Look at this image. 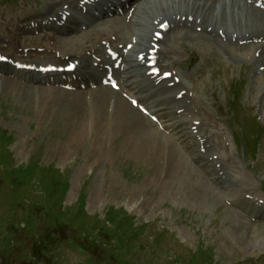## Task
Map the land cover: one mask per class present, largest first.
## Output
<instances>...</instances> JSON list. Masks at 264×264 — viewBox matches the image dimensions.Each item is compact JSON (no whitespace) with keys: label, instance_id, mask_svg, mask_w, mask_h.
I'll list each match as a JSON object with an SVG mask.
<instances>
[{"label":"rangeland","instance_id":"374dc122","mask_svg":"<svg viewBox=\"0 0 264 264\" xmlns=\"http://www.w3.org/2000/svg\"><path fill=\"white\" fill-rule=\"evenodd\" d=\"M258 86L243 84L244 99ZM34 90L18 95L0 82V264H264V216L251 217L264 214V145L246 157L221 145L235 181L226 191L219 183L229 178H216L209 163L213 176L169 143L162 158L160 136L146 138L129 108L105 120L112 92L96 99L88 123L81 102ZM241 123L247 136L253 126L245 116ZM241 189L262 205L237 207Z\"/></svg>","mask_w":264,"mask_h":264},{"label":"bare ground","instance_id":"6f19581e","mask_svg":"<svg viewBox=\"0 0 264 264\" xmlns=\"http://www.w3.org/2000/svg\"><path fill=\"white\" fill-rule=\"evenodd\" d=\"M51 1H48L50 3ZM191 14L195 19H200L202 23L200 24L203 27V32L193 31L191 28L175 22L178 26V30L175 34L168 36V41L166 42L167 48L172 49L175 52V57L172 60H176V56L179 54V47L177 44H189V38H200L206 37L213 39L220 43L229 53L241 56L237 50L240 48L238 45L231 43L230 41H222L221 36L217 33L218 29H224L227 34H236V38H247V36H258L251 31L252 28H260V32H264V12L252 8L244 2L239 0H149L138 7L135 10L133 15V30H138V33L147 34L151 30L152 20L157 17L167 18L172 15L178 14ZM193 25H199V23L193 22ZM208 26H212L209 31L205 29ZM216 28L215 35L211 37V32L213 28ZM207 35V36H205ZM264 36L263 34H261ZM178 36V38H177ZM180 36H184L183 40H180ZM170 37L172 42H169ZM177 38V39H176ZM141 39V38H140ZM58 44V43H57ZM261 43L256 45H249L248 50L257 49L255 47H260ZM63 53L73 55L74 52H77L76 49L68 51L67 49H62ZM251 60H254L251 58ZM256 61V60H255ZM0 82L6 84L18 95L29 96L34 95V87H29L18 82H13L8 79H1ZM264 85V81H263ZM261 86V89L263 87ZM111 92V91H110ZM103 93L109 94V91L105 88H96L94 90H89L85 93H64L62 98L66 99V102H81V108L86 112L87 122L89 123L95 114L96 99L102 97ZM85 94H89L88 101L85 99ZM32 95V96H33ZM74 95V96H73ZM113 98V104L111 111L108 110V103H111V98ZM104 102V119L112 121L115 115L117 114V109H130V106L126 104V101L121 97H117L112 92V95L109 98H105ZM195 105L190 104L186 107V110L190 111ZM88 110H91L90 115ZM206 111L199 110L198 113L189 121L191 125L194 124V121L199 120V124L195 127L197 131H188V134L192 137H198L197 143L199 147H205L204 154L209 158V162L213 161L215 164L221 162L220 166L223 167V159L229 156V150L225 151V155H221L219 150L221 145L224 146L227 144V139L222 138L220 134L215 131H210L209 126H214L215 129L219 127L214 124V121L210 118H206ZM206 118V119H205ZM188 125V128L191 125ZM192 134V135H191ZM214 137V138H213ZM219 137V138H218ZM221 137V138H220ZM146 138H151L147 136ZM153 139V138H152ZM221 155V157H220ZM226 170V169H225ZM228 171H226L227 173ZM230 176V175H229ZM236 179V178H235ZM230 181H234V178L229 177ZM246 193H248L246 191Z\"/></svg>","mask_w":264,"mask_h":264}]
</instances>
